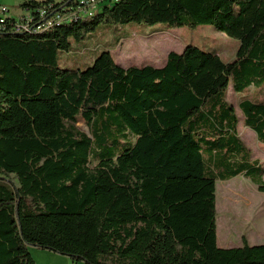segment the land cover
<instances>
[{"label": "trees", "instance_id": "trees-1", "mask_svg": "<svg viewBox=\"0 0 264 264\" xmlns=\"http://www.w3.org/2000/svg\"><path fill=\"white\" fill-rule=\"evenodd\" d=\"M82 1L23 0L29 29L0 23V264H36L29 246L75 264H264V243L218 247L215 206L216 181L264 193L227 100L243 95L264 145V0H95L79 15ZM128 23L208 25L239 47L229 62L187 45L161 67L122 68L109 50L58 67L99 26Z\"/></svg>", "mask_w": 264, "mask_h": 264}, {"label": "rangeland", "instance_id": "rangeland-1", "mask_svg": "<svg viewBox=\"0 0 264 264\" xmlns=\"http://www.w3.org/2000/svg\"><path fill=\"white\" fill-rule=\"evenodd\" d=\"M22 2L23 0H0V6L8 8L9 14L18 18L24 13L20 9ZM116 42H119L118 45ZM187 45L217 53L225 62L234 59L239 47L238 41L228 38L208 25L197 26L194 29L186 27L167 29L165 24L101 25L84 41L73 43L69 52L60 53L58 67L86 68L104 50L111 51L115 62L122 68L144 65L159 67L165 63L168 53H180ZM227 100L236 110L241 141L250 149L253 159L263 163L264 168V145L257 142L252 131L243 128V117L238 108L240 96H236L229 89ZM77 128L80 132L88 133L82 122L77 124ZM262 179L264 181V176ZM215 200L218 247H221L219 243L221 238L229 243V247H238L242 237L254 242L253 246L263 243L264 194L260 193L251 181L241 176L229 181H216ZM28 252L36 264H75L66 256L33 246L28 247Z\"/></svg>", "mask_w": 264, "mask_h": 264}, {"label": "built area", "instance_id": "built-area-1", "mask_svg": "<svg viewBox=\"0 0 264 264\" xmlns=\"http://www.w3.org/2000/svg\"><path fill=\"white\" fill-rule=\"evenodd\" d=\"M96 5L95 0H83L81 2L80 7L78 8V14L79 15H84L88 14L90 12V10H92ZM44 16V12H41L39 17H43ZM5 19H13L16 22V29L17 30H28L29 29V25H30V21H31V17L28 13H22L20 17L15 18L12 17L9 14V10L8 8L4 7V6H0V23L3 22V20ZM55 19L59 20L60 17L59 16H55ZM47 26L50 25V23L48 22L46 24Z\"/></svg>", "mask_w": 264, "mask_h": 264}, {"label": "crops", "instance_id": "crops-1", "mask_svg": "<svg viewBox=\"0 0 264 264\" xmlns=\"http://www.w3.org/2000/svg\"><path fill=\"white\" fill-rule=\"evenodd\" d=\"M164 65V64H163ZM162 66V65H161ZM160 65H159V67H161ZM231 91H232V89H231V87L229 88ZM229 89H228V91H229ZM232 93H234L233 91H232ZM252 93V97L254 96V95H257V92H253L252 90H250L249 92H247L246 94H248V95H250ZM227 94H228V92H227ZM236 96H240V99L242 100V98H243V95H240V94H236V93H234ZM263 97V96H262ZM240 100V101H241ZM240 101H239V103H240ZM239 105V104H238ZM242 123H243V119H242ZM243 126H244V124H243ZM244 129H248V130H250L248 127H243ZM250 131H252V130H250ZM237 132H238V124H237ZM253 132V131H252ZM248 134V133H247ZM253 134L255 135V133L253 132ZM238 135H239V133H238ZM256 136V135H255ZM240 137V136H239ZM257 139V138H256ZM258 142V141H257ZM259 143V142H258ZM260 144V143H259ZM252 161H258L259 162V160L258 159H253V156H252ZM260 164H263V163H260ZM264 194V193H263ZM253 241V240H252ZM247 242H248V244L249 245H251V246H253L252 244H254V242H251V240H248V238H247ZM219 243H220V248H230L229 247V243L228 242H226V241H224L222 238H221V240H219ZM263 243H264V241H263ZM262 243V244H263ZM257 244V243H256ZM258 245V244H257ZM260 245V244H259ZM237 246H240V245H237Z\"/></svg>", "mask_w": 264, "mask_h": 264}]
</instances>
